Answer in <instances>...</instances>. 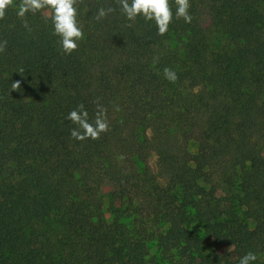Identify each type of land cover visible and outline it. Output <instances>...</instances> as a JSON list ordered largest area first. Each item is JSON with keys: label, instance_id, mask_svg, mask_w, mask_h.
<instances>
[{"label": "trees", "instance_id": "16d2710c", "mask_svg": "<svg viewBox=\"0 0 264 264\" xmlns=\"http://www.w3.org/2000/svg\"><path fill=\"white\" fill-rule=\"evenodd\" d=\"M20 2L0 19V264H264V0H190L191 23L170 0L164 35L77 0L70 55ZM79 104L110 130L71 137Z\"/></svg>", "mask_w": 264, "mask_h": 264}, {"label": "clouds", "instance_id": "9594fccd", "mask_svg": "<svg viewBox=\"0 0 264 264\" xmlns=\"http://www.w3.org/2000/svg\"><path fill=\"white\" fill-rule=\"evenodd\" d=\"M76 4L77 0H21L17 7V15L24 18L28 13L36 14L46 11L45 20L51 21L53 35L59 37L62 51L70 55L78 49L79 41L84 38V32L77 20ZM118 4L120 11L129 21H135L137 17H143L145 21H154L159 35L166 34L173 21L170 0H118ZM175 4L176 18H182L186 23H191L190 0H175ZM11 6H13V0H0V19L5 17L6 11ZM114 11L115 9L111 7L107 10L101 8L95 19L99 21ZM23 27L31 31L27 20L23 21ZM6 46L7 41L0 42V53L6 50ZM19 72L23 73L24 70L20 69ZM163 74L170 82L174 83L178 79L176 72L170 68H164ZM11 89L19 91L21 82L19 80L12 82ZM97 108L93 122H89V114L83 104H79L67 114L66 119L76 125L70 131L71 137L79 141L96 140L102 133L110 130L107 110L99 104ZM115 110L119 111V107L116 106ZM256 260L257 255L249 251L239 259V264H253Z\"/></svg>", "mask_w": 264, "mask_h": 264}, {"label": "rangeland", "instance_id": "374dc122", "mask_svg": "<svg viewBox=\"0 0 264 264\" xmlns=\"http://www.w3.org/2000/svg\"><path fill=\"white\" fill-rule=\"evenodd\" d=\"M155 155L153 153H151L148 157V164L151 168L152 171L155 170ZM107 191H108V187H103L102 188V196H103V211L105 213V215H107V210H106V207H107V199H106V196H107ZM164 238L165 240L167 241V243L169 244H176L177 240H178V228L173 225V224H170V225H167L165 227V230H164ZM204 251H206V249H204ZM112 260L115 261V255L113 254L112 256ZM142 264H150L148 259H146L145 262H143Z\"/></svg>", "mask_w": 264, "mask_h": 264}]
</instances>
